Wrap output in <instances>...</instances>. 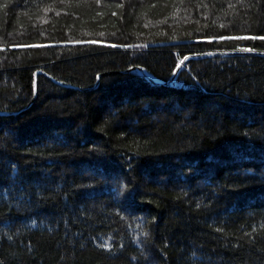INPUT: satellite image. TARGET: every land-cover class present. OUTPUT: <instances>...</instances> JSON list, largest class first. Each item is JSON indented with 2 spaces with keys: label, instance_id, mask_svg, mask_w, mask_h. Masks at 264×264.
<instances>
[{
  "label": "trees",
  "instance_id": "1",
  "mask_svg": "<svg viewBox=\"0 0 264 264\" xmlns=\"http://www.w3.org/2000/svg\"><path fill=\"white\" fill-rule=\"evenodd\" d=\"M247 48L264 0H0V264H264V55L131 70Z\"/></svg>",
  "mask_w": 264,
  "mask_h": 264
},
{
  "label": "water",
  "instance_id": "2",
  "mask_svg": "<svg viewBox=\"0 0 264 264\" xmlns=\"http://www.w3.org/2000/svg\"><path fill=\"white\" fill-rule=\"evenodd\" d=\"M250 49V48H247ZM240 54H261L264 55V51L262 50H257V49H252L251 51H245L244 49H235V50H211V51H205V52H200V53H196V54H189L187 55L182 61L183 63H179L175 69V72L173 73L171 79L169 81H163L161 79H158L156 76H154L153 74H151L146 68L142 67V66H135L133 67L131 70L137 69L139 70L143 75H145L148 79L157 82L159 84H166V85H175V80L178 77L180 71L183 69V67L187 64V62L193 58H201V57H214V56H229V55H240ZM39 74H44L47 77H49L51 80H53L54 82L60 83L64 86H68V87H72V88H82V87H78L75 86L73 84H70L64 80H61L57 77H55L54 75L44 71V70H38L35 74V82H34V87H35V94H37V90H38V76ZM99 85V81L98 83L95 85L98 86ZM82 89H89V88H82ZM36 97V96H35ZM35 98L32 100V102L27 106L29 107L33 102H34ZM25 107V108H27ZM23 109L21 110H17V111H9V110H1L0 109V114H17L19 112H21Z\"/></svg>",
  "mask_w": 264,
  "mask_h": 264
},
{
  "label": "snow or ice",
  "instance_id": "3",
  "mask_svg": "<svg viewBox=\"0 0 264 264\" xmlns=\"http://www.w3.org/2000/svg\"><path fill=\"white\" fill-rule=\"evenodd\" d=\"M255 38V37H253ZM245 51H251L252 49H244ZM181 63H183V61H181Z\"/></svg>",
  "mask_w": 264,
  "mask_h": 264
}]
</instances>
